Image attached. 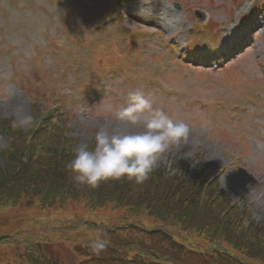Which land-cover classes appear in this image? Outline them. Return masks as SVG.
Segmentation results:
<instances>
[{
	"label": "rangeland",
	"instance_id": "obj_1",
	"mask_svg": "<svg viewBox=\"0 0 264 264\" xmlns=\"http://www.w3.org/2000/svg\"><path fill=\"white\" fill-rule=\"evenodd\" d=\"M108 1L110 0H0V117L13 116L16 121H20L27 116L32 101L31 97L24 94L25 92L18 85L24 75H17L16 70L11 69L12 62L6 61L5 54L9 56L17 54L16 48H18L20 58H26L22 61L27 67L26 70L31 71L33 75L37 71V63L31 64L33 59L31 56L38 52L49 53L44 44L50 39L43 37L49 33L55 34V39L64 42L68 47L67 51H62L59 54L53 53L50 57L43 58L48 61V66L52 64L53 67L50 71H44L42 74L44 82H48L49 87L54 83L61 84L64 74L71 77L70 82H68L71 89L66 99V104L74 110L73 116L67 122L71 135L78 138L80 144L90 140L94 141L95 134L101 127L115 123V112L126 106L127 93L135 90L138 80L142 77L141 72H145L144 67L149 66L148 63L141 66L138 64L139 59L134 58L135 70L122 73L121 67L117 66L116 68L120 70L119 75L112 72L106 73L102 77V82L95 80V85L99 86L101 90V96L91 101V94L82 91L80 88L82 85L86 86L90 77V80L95 78L93 67H97V65L94 64L92 58L101 53L98 49L106 48L107 52H110L113 42L120 41L122 37L105 42L107 39L102 36L100 41L103 45L89 46V48L78 46L72 40L74 33L88 36L91 41L95 40V38L89 37L81 26H78L80 19L76 16L82 14L83 18H87V14H90L97 21L104 16L102 14L103 5ZM179 1L181 0H152L151 4L145 5L142 0H123L122 4L125 3L126 5L121 6L127 15L130 13L137 18L151 22L150 30L154 31L158 28L167 36L173 37L176 45H185L191 20L188 16L185 17L184 10L177 12L173 9V3ZM202 2L204 1L191 0L188 4L189 7L200 6L203 9L200 5ZM220 2L227 4L229 0H220ZM18 6L21 10L26 11V16H32L36 22L37 30L40 29V35L33 32V27L29 21H17L22 17L11 10ZM240 6L241 9L246 8L245 4ZM240 6L236 8L237 11ZM74 8H78V10L72 12ZM204 13L206 15L204 21L210 17L211 20L223 21L225 19L221 13L214 12V16H211L207 9ZM12 22L16 24L10 27ZM233 22L228 23L226 28L231 26ZM125 23H129L131 27L135 26L129 21V18H126ZM92 26L93 22L86 25L87 29H92ZM137 29L142 30L136 27L135 30ZM41 30H47V32ZM18 35L20 39H16ZM152 37L155 40L156 36L153 35ZM37 41L44 49L35 47ZM10 43H17V46L14 47ZM254 43L255 45L248 50L249 54L246 56V60L243 59L240 64L242 66L247 62L245 65L247 70L240 69V71L243 72L244 70L249 74V76L245 74L247 83L242 78L230 82L214 81L215 76L205 74L207 70L196 72L192 74L190 80H185L182 78L179 66L174 65L165 54L152 60V53L149 52L144 58L155 67L169 66L164 77L165 80L171 85L185 86L189 93L188 97L184 99L169 100L161 98L155 87L149 88L155 107L162 108L173 119L182 120L190 127L189 138L179 145L172 146L162 157V163L169 166L173 159L184 158L188 161L192 160V163L200 164L204 167L205 172L217 176L221 186L227 189V194L231 200L237 202L241 206L240 208L250 210L251 218L254 221L264 222V117L252 118L253 127H249L251 135L248 134L245 137L248 144L245 142V148L240 150L236 144L230 143V139L235 142L241 141L240 132L247 131L248 128H234L233 124L228 125L223 122L220 113L213 114L208 110H198L197 107L193 106L194 100L199 97L197 90L202 92L204 98L208 96L219 98L221 92L229 91L230 88L236 86L240 87L234 90H241L248 86H251L252 90L257 89L259 80L250 72L257 71L255 67L256 61L258 62L257 59L264 60V26L259 31V37ZM150 45L151 43L147 44V46ZM146 50L147 48L144 49L145 52ZM129 54L128 52L123 53L121 59L128 58ZM79 56L82 57V64L75 65V67L69 66V64L74 63L73 59L77 60ZM39 66L41 65L39 64ZM261 71L257 72L260 76L263 74L264 77V64ZM63 91L68 90L63 89ZM189 100L193 101L189 102ZM235 100L237 101L238 98ZM38 104L40 107L45 106L43 97L38 100ZM198 151L201 159H195V154ZM237 156L240 157L239 162L236 161ZM192 170L193 166L190 172ZM0 214H4L1 208ZM9 216L11 217L12 214Z\"/></svg>",
	"mask_w": 264,
	"mask_h": 264
},
{
	"label": "trees",
	"instance_id": "obj_2",
	"mask_svg": "<svg viewBox=\"0 0 264 264\" xmlns=\"http://www.w3.org/2000/svg\"><path fill=\"white\" fill-rule=\"evenodd\" d=\"M42 116L39 113L32 116L31 121L42 120ZM53 123H48V127L51 130H57V127L52 125ZM9 130H13V135L16 138L23 137L22 134L15 129L11 123L7 125ZM15 129V130H14ZM62 131L60 130L57 134V139L63 140L57 143V160L53 163H49V157L53 154V148L55 145L48 146L44 153L47 155L42 157L43 168L40 167V162L31 159L26 167V173H15L12 169V161H17L19 159L15 155L10 159H7L5 165L2 168L0 163V200L1 203L5 205H15L18 204L24 197H32L27 195H34L28 190L21 186L27 184L32 192L40 194L37 202L43 206H51L56 203V199L62 200L64 196L78 198L80 196L89 195L93 200L91 201L94 205H101L106 201H116L120 204H126L133 201V196L137 187L141 192H144V185L137 184L134 181H130L126 178L121 179H109L100 183L98 187H90L87 185H81L74 181L73 173L69 168V163L73 159L75 153L70 154L64 151L63 147L67 144V139H62ZM14 137V138H15ZM65 141V142H64ZM9 150L8 152H10ZM34 157L41 158V155H33ZM157 174H154L153 183H156L158 179H163L164 175L161 174L162 169ZM162 175H160V174ZM6 174V175H4ZM38 175L36 182L33 183L32 177ZM13 175V176H12ZM13 177V181L11 180ZM13 182V183H12ZM41 182H47L41 184ZM111 183V184H107ZM173 183V181L165 180L158 181V185H164L167 183ZM90 189V190H87ZM150 198L155 200L156 193L160 192V189L154 190L153 184L149 185ZM190 190L192 187L189 185ZM199 192L196 194H190L189 191H182V189L175 192L177 199L173 197L172 205L167 206V204H157L159 209L157 211L160 214H166V217L172 219L178 216L180 222H184V217L187 214H192L190 218H194L193 222L188 229V242L186 241H175L176 247H166L162 255L157 250L153 248H137L136 251L139 256L147 258L150 260L151 264H229L235 255L231 253L230 250L223 248V246H218L215 244L222 243L225 237H230L234 240L236 226L229 224L225 219L220 216V211L222 208L225 209V204H218L216 201H199ZM145 193V192H144ZM35 198V196H33ZM219 198V196H217ZM139 200L135 206H142L146 202ZM131 206L129 207V209ZM133 209V208H131ZM195 212H192L194 211ZM226 216L233 213V210L226 212ZM11 235L0 236V242L9 241ZM118 239L106 238L104 240V247L101 251L97 253H91L89 258H83L79 264H112L115 262L116 258H109V250L112 249L111 246ZM239 243L243 248L249 249L253 247L254 238L248 233L243 231L242 238L235 241ZM103 251H106L104 253ZM232 252L235 253V248L232 247ZM261 253H264V247L261 249Z\"/></svg>",
	"mask_w": 264,
	"mask_h": 264
},
{
	"label": "clouds",
	"instance_id": "obj_3",
	"mask_svg": "<svg viewBox=\"0 0 264 264\" xmlns=\"http://www.w3.org/2000/svg\"><path fill=\"white\" fill-rule=\"evenodd\" d=\"M151 2L142 0L145 5ZM154 103L151 94L140 88L129 91L126 106L115 112V123L96 132L94 146L81 143L76 147L68 165L74 181L93 188L109 179L144 183L161 166L164 154L190 135L187 123L173 119ZM31 119L25 116L15 126L27 127ZM3 146L0 139V147ZM104 246L99 241L94 244L97 250Z\"/></svg>",
	"mask_w": 264,
	"mask_h": 264
}]
</instances>
